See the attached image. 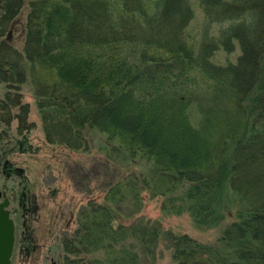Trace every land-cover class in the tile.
Segmentation results:
<instances>
[{
	"label": "trees",
	"instance_id": "obj_1",
	"mask_svg": "<svg viewBox=\"0 0 264 264\" xmlns=\"http://www.w3.org/2000/svg\"><path fill=\"white\" fill-rule=\"evenodd\" d=\"M0 16L19 258L157 264L163 243L175 264H264V0H0ZM43 191L83 203L47 209ZM146 196L197 230L225 227L213 241L166 230Z\"/></svg>",
	"mask_w": 264,
	"mask_h": 264
},
{
	"label": "rangeland",
	"instance_id": "obj_2",
	"mask_svg": "<svg viewBox=\"0 0 264 264\" xmlns=\"http://www.w3.org/2000/svg\"><path fill=\"white\" fill-rule=\"evenodd\" d=\"M195 11H196V17L190 24L188 28V32L196 37L198 39V35L200 34L201 30L204 28L205 25V17L202 12V10L199 8L198 5H195ZM241 55V50L237 46L236 51L232 54L226 53L223 50L219 51L215 57L213 58V62L219 65H226L228 62H235L237 58ZM26 102L31 104V109H32V115H31V120L35 122H39V117L38 114L35 110V99L30 93V90H27L26 96H25ZM35 137H36V142L38 143H43V134L40 130L35 132ZM44 146V145H41ZM44 157H38L35 160L34 165H37V161L40 159H43ZM38 166V165H37ZM43 181H39L38 184L39 186L41 185ZM66 183L62 184V187H66ZM7 186V189H5ZM52 190H54L55 186L58 185H52ZM17 185L14 184V182L10 181L8 183H3L0 181V191H5L7 193V196L11 202L9 210L11 211V218L14 220L15 226H16V243L14 247V253L12 257V264H33L32 262H25L24 259L19 258L18 254V241L20 238V231H21V220H20V214L18 211H16V208L18 207L17 202L13 198V191L17 190ZM13 190V191H12ZM63 190V189H62ZM51 191H43V197L41 198V202H48V207L47 209L53 208V202H62V201H67L70 200L72 205L78 206L80 205L79 203H83V199H79V197H76L74 199H64L61 195H58L56 198L51 196ZM52 197V198H51ZM146 198V205H145V216L151 219H159L163 223V227L166 230H173L174 232H179V233H186L189 235H192L193 237L205 240V241H213L216 238H218L225 225L219 226L215 229H210V230H197L195 226L192 223V220L189 218L188 215H182V216H167L162 214L161 212V200L160 199H149L147 196ZM73 201V202H72ZM44 218V217H43ZM46 252V251H45ZM157 264H175L172 259H171V254L170 251H168L163 245L161 244V247L159 249V255L157 259Z\"/></svg>",
	"mask_w": 264,
	"mask_h": 264
},
{
	"label": "water",
	"instance_id": "obj_3",
	"mask_svg": "<svg viewBox=\"0 0 264 264\" xmlns=\"http://www.w3.org/2000/svg\"><path fill=\"white\" fill-rule=\"evenodd\" d=\"M0 264H12V256L16 243L15 237V223L11 218L10 200L6 192H0Z\"/></svg>",
	"mask_w": 264,
	"mask_h": 264
},
{
	"label": "flooded vegetation",
	"instance_id": "obj_4",
	"mask_svg": "<svg viewBox=\"0 0 264 264\" xmlns=\"http://www.w3.org/2000/svg\"><path fill=\"white\" fill-rule=\"evenodd\" d=\"M1 17V16H0Z\"/></svg>",
	"mask_w": 264,
	"mask_h": 264
}]
</instances>
